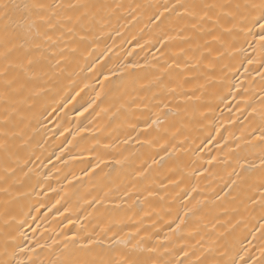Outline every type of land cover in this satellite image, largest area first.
Segmentation results:
<instances>
[{"label":"bare ground","instance_id":"obj_1","mask_svg":"<svg viewBox=\"0 0 264 264\" xmlns=\"http://www.w3.org/2000/svg\"><path fill=\"white\" fill-rule=\"evenodd\" d=\"M0 264H264V0H0Z\"/></svg>","mask_w":264,"mask_h":264}]
</instances>
